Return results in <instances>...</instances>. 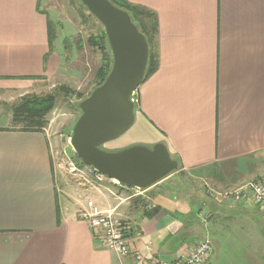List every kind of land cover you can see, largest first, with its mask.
<instances>
[{
    "label": "crops",
    "instance_id": "1",
    "mask_svg": "<svg viewBox=\"0 0 264 264\" xmlns=\"http://www.w3.org/2000/svg\"><path fill=\"white\" fill-rule=\"evenodd\" d=\"M128 1L157 15L159 68L136 93L142 136L111 141L112 153L161 143L178 170L147 189L98 184L89 170L60 184L47 129L24 130L11 110L56 73L48 18L39 0H0V264H168L204 239L209 264H264L251 195H208L264 171V0ZM87 200L126 228L132 255L75 217Z\"/></svg>",
    "mask_w": 264,
    "mask_h": 264
},
{
    "label": "water",
    "instance_id": "2",
    "mask_svg": "<svg viewBox=\"0 0 264 264\" xmlns=\"http://www.w3.org/2000/svg\"><path fill=\"white\" fill-rule=\"evenodd\" d=\"M82 3L105 27L113 65L106 81L82 103L83 115L74 128L71 146L86 166L107 178L129 187L150 188L178 170V163L164 144L115 154L101 149L134 123L132 97L146 74L149 44L128 13L109 0Z\"/></svg>",
    "mask_w": 264,
    "mask_h": 264
},
{
    "label": "rangeland",
    "instance_id": "3",
    "mask_svg": "<svg viewBox=\"0 0 264 264\" xmlns=\"http://www.w3.org/2000/svg\"><path fill=\"white\" fill-rule=\"evenodd\" d=\"M39 3L40 9L52 23L54 37L50 52L53 53L57 66L48 89L38 95L53 94L57 97L56 106L48 115L49 123L46 129L52 143L57 178L61 184L62 179L79 180V177L74 176L79 171H93L80 163L71 146V138L77 122L83 115L82 103L95 90L96 72L102 62L98 46L89 45L88 39L100 37L105 27L97 18L90 16L91 13L82 0H39ZM136 93L133 95L134 105L137 100ZM142 133L141 124H135L128 133L118 139L117 144L130 143L141 137ZM111 144L112 142H108L101 149L112 153ZM74 168L77 169L76 172H73ZM110 182V179L106 178L105 183Z\"/></svg>",
    "mask_w": 264,
    "mask_h": 264
},
{
    "label": "trees",
    "instance_id": "4",
    "mask_svg": "<svg viewBox=\"0 0 264 264\" xmlns=\"http://www.w3.org/2000/svg\"><path fill=\"white\" fill-rule=\"evenodd\" d=\"M116 7L126 11L131 21L139 29V31L146 37L149 44V61L145 77L142 81L144 83L151 76H153L159 68L158 55V20L157 15L145 7L134 5L128 0H109ZM90 16H93L90 14ZM50 47L53 41L52 23L48 20ZM89 45L98 46L102 54V62L96 72V88L101 86L107 79L112 69L113 58L109 47L108 38L105 30L100 34V37H90L88 39ZM57 102L56 95H36L30 94L22 98V100L12 107V121L14 124L21 125L24 130L40 131L48 126V115L54 110ZM81 164H84L78 157ZM92 168V167H90ZM93 169V168H92Z\"/></svg>",
    "mask_w": 264,
    "mask_h": 264
},
{
    "label": "built area",
    "instance_id": "5",
    "mask_svg": "<svg viewBox=\"0 0 264 264\" xmlns=\"http://www.w3.org/2000/svg\"><path fill=\"white\" fill-rule=\"evenodd\" d=\"M134 96L132 97L133 101ZM77 169L74 168L73 172ZM95 180L98 184L106 181V176L93 169ZM110 181H114L111 180ZM210 197L219 199L222 202H241L251 195L254 204L264 214V171L256 179L250 180L237 189L215 192L208 191ZM75 217L89 224L94 230L97 238L103 244L105 249L117 254L120 257L132 255V249L126 228L114 218L110 211H102L92 200H87L84 206H81ZM148 249H150L148 247ZM212 244L208 240L199 241L186 255L176 262L168 264H209L212 256ZM138 263L144 264V258L141 255H135ZM152 264H159L154 262Z\"/></svg>",
    "mask_w": 264,
    "mask_h": 264
},
{
    "label": "bare ground",
    "instance_id": "6",
    "mask_svg": "<svg viewBox=\"0 0 264 264\" xmlns=\"http://www.w3.org/2000/svg\"><path fill=\"white\" fill-rule=\"evenodd\" d=\"M114 181L118 183V181H116V180H114Z\"/></svg>",
    "mask_w": 264,
    "mask_h": 264
}]
</instances>
